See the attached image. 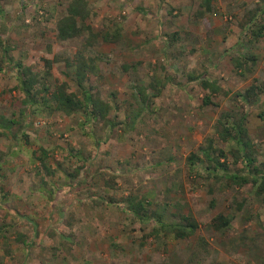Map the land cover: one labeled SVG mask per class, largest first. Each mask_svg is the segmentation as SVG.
Returning a JSON list of instances; mask_svg holds the SVG:
<instances>
[{
    "label": "rangeland",
    "instance_id": "rangeland-1",
    "mask_svg": "<svg viewBox=\"0 0 264 264\" xmlns=\"http://www.w3.org/2000/svg\"><path fill=\"white\" fill-rule=\"evenodd\" d=\"M71 1L0 0V114H17L14 133L29 135L28 143L0 136V264H264V202L252 185L208 177L203 160L187 163L213 139L228 153L231 173L244 168L215 125L222 112L236 109L232 94L252 84L262 93L250 108L249 139L264 161V36L255 41L250 31L264 26V0H211L210 13L204 0H88L94 32L122 29L118 41L99 39L100 71L86 84L110 104L117 125H84L83 113L39 106L20 117L19 63L53 89L66 83L78 92L66 60L87 36L56 37ZM246 17L253 23L245 27ZM240 55H256L257 62L240 71ZM194 77L221 86L212 97L218 106L203 105L210 93ZM154 78L164 82L160 92L150 89V104L140 106L135 88ZM41 148L54 175L34 157ZM130 198L149 203L148 213L164 223L193 217L197 233L181 240L168 229L155 232V221L127 211ZM220 214L233 219L225 231L213 225Z\"/></svg>",
    "mask_w": 264,
    "mask_h": 264
},
{
    "label": "trees",
    "instance_id": "trees-1",
    "mask_svg": "<svg viewBox=\"0 0 264 264\" xmlns=\"http://www.w3.org/2000/svg\"><path fill=\"white\" fill-rule=\"evenodd\" d=\"M202 7L206 9V13H210L211 0H204ZM201 15H204V13ZM90 16L91 9L88 0H72L67 7L65 16L60 18L56 25V37L59 41L64 42L87 36L82 42L81 51L72 60H66L67 66L73 69V80L76 83L78 92H68L66 83L53 89L47 78L40 75V73H34L30 67H25L19 63L14 69L17 70V89L22 96L20 117L27 116L28 110L39 106L53 111H60L68 116L75 113H83L85 115V120L82 122L84 125L94 121H107L111 127L117 125L116 121L109 116L111 112L110 104L95 97L86 84L95 82L100 71V57L95 53V47L99 39L108 42L118 41L121 38L122 29L117 27L112 34L106 35L96 33L88 24ZM248 19L249 17H246L245 27L253 23V21ZM254 26L256 29H250L251 36L253 40L259 41L264 36V26ZM244 31L246 32L247 30L244 29ZM256 62V55H240L235 60V66L240 71H247L248 65H255ZM47 64H49V67L51 66L50 63L47 62ZM2 71L3 69L0 65V72ZM191 79H200L201 86L210 93L204 98L203 105L218 106L212 97L222 92L221 86L217 82L208 79L201 80V78L195 77ZM154 82L149 87L140 85L135 88V97L140 102V106L150 104V89H153L155 93L160 92L159 88L164 82L156 78H154ZM261 93V88L252 84L244 91L232 94L231 100L236 109L231 110V112H222L215 125L218 138L225 143L232 144L233 148L230 151V155L236 163H242L244 168L231 173L229 171L228 153L218 148L213 139H208L206 144L198 146L196 152L188 157L187 163L190 168H193L202 160L205 161V170L208 177L222 178L239 186L252 185L254 194L264 202V161L259 163L254 156V146L249 139L248 132L250 108L259 103ZM16 117L17 114H14L13 118L0 114V136L12 137L13 139L19 138V140L22 139L28 143L29 135L25 131L22 132L21 137L13 131L14 126L19 125L20 121ZM259 118L264 123V111L259 114ZM200 156H203V159ZM34 157L40 162L41 168L48 175H54L50 164L47 162L49 159L47 150L41 148L39 151L34 152ZM131 200V198L128 200L127 211H130L139 221L145 223L155 221L158 224V228L154 229L155 232H159V229L160 231L168 229L176 239L181 240L188 239L197 233L198 223L193 217L181 215L171 223H164L161 220L162 218H156L148 213L146 205L149 203H145L142 200ZM124 210L126 211V209ZM232 220V217L220 214L214 218L213 225L218 231H225L231 226ZM32 225L36 229L37 225L35 223ZM5 229L6 227H0V239L4 237ZM18 239V241L25 243L22 236H19Z\"/></svg>",
    "mask_w": 264,
    "mask_h": 264
}]
</instances>
